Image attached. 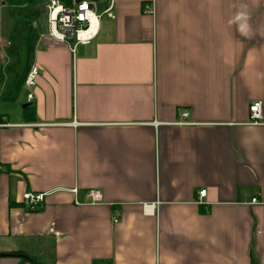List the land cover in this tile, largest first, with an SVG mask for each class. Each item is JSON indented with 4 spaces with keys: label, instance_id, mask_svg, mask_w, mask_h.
<instances>
[{
    "label": "crops",
    "instance_id": "1",
    "mask_svg": "<svg viewBox=\"0 0 264 264\" xmlns=\"http://www.w3.org/2000/svg\"><path fill=\"white\" fill-rule=\"evenodd\" d=\"M18 1L0 0V42L6 2ZM97 1L88 42L55 40L34 12L32 34L1 48L2 82L14 57L22 83L30 66L39 74L30 103L16 92L0 103L15 125L0 128V253L40 264H264V0H113L110 12ZM26 192L42 205L24 207ZM23 258L0 264H33Z\"/></svg>",
    "mask_w": 264,
    "mask_h": 264
},
{
    "label": "built area",
    "instance_id": "2",
    "mask_svg": "<svg viewBox=\"0 0 264 264\" xmlns=\"http://www.w3.org/2000/svg\"><path fill=\"white\" fill-rule=\"evenodd\" d=\"M107 7L103 12H110L113 7V0H107ZM98 9L97 0H81L75 2H65L62 0H48L46 4L47 10V22L49 26V35L55 40L60 42H66L68 39L74 36L77 42H88L91 38L90 28L92 22L98 18L96 10ZM146 11H151V7H145ZM81 33H87L85 36H81ZM9 42H0V79L3 74V61L1 58V48L4 45H8ZM74 50V48L72 49ZM39 74V70L35 65L30 66L23 79V86L27 90L26 100L31 102L34 93L33 88L36 84V79ZM249 122L257 124L261 119V101L252 102L249 107ZM182 120L179 124H186L185 118L188 116L186 109L180 108L178 111ZM15 126L10 123L7 118L0 114V128ZM206 194V189H200L197 191V201L202 202ZM87 197L90 203H97L101 201V192L98 189H89L87 191ZM43 202V194L26 192L23 194L22 203L24 207L32 209L37 206H41ZM252 203H256V199L251 200ZM117 219H114L116 222Z\"/></svg>",
    "mask_w": 264,
    "mask_h": 264
},
{
    "label": "rangeland",
    "instance_id": "3",
    "mask_svg": "<svg viewBox=\"0 0 264 264\" xmlns=\"http://www.w3.org/2000/svg\"><path fill=\"white\" fill-rule=\"evenodd\" d=\"M104 0H102L103 2ZM10 3L6 2V13H7V37L6 40L11 43L12 49H18L21 46V41L18 39L20 32L26 33L28 35L32 34V30L30 25L32 24V20L35 19L34 12H37L42 17H46L47 10L42 5L46 4L45 0H31L24 1L21 5H9ZM39 4H42L39 6ZM99 7H102V4L99 2ZM27 21L24 25L21 24V19ZM36 20V19H35ZM21 24V25H20ZM13 33V36H9V33ZM14 54V53H13ZM19 62H21L20 58ZM18 61H16L15 57L13 61L9 64L11 68L9 71L11 72V77L9 81L0 80V103H8L12 104V97L16 92L19 95L20 100H25V96L27 90L24 88L22 83L23 73L17 68ZM19 87V89H18ZM22 104V103H21Z\"/></svg>",
    "mask_w": 264,
    "mask_h": 264
},
{
    "label": "trees",
    "instance_id": "4",
    "mask_svg": "<svg viewBox=\"0 0 264 264\" xmlns=\"http://www.w3.org/2000/svg\"><path fill=\"white\" fill-rule=\"evenodd\" d=\"M24 1H31V0H20L18 2L20 3V2H24ZM23 116H24V119L26 121L35 120L33 109L30 106H27L23 109ZM27 209H29V208H27ZM23 259L28 260V261L32 262L33 264H40L37 260H35V258L30 257V256L24 257ZM93 264H95V262H93Z\"/></svg>",
    "mask_w": 264,
    "mask_h": 264
},
{
    "label": "water",
    "instance_id": "5",
    "mask_svg": "<svg viewBox=\"0 0 264 264\" xmlns=\"http://www.w3.org/2000/svg\"><path fill=\"white\" fill-rule=\"evenodd\" d=\"M62 1H65V2H70V0H62ZM81 0H75V2H80ZM23 107H26V105H23ZM6 255H13V256H19V257H26L25 255H22V254H8V253H0V257H3V256H6Z\"/></svg>",
    "mask_w": 264,
    "mask_h": 264
},
{
    "label": "bare ground",
    "instance_id": "6",
    "mask_svg": "<svg viewBox=\"0 0 264 264\" xmlns=\"http://www.w3.org/2000/svg\"><path fill=\"white\" fill-rule=\"evenodd\" d=\"M93 23V22H92ZM86 34L85 33H81V36H85Z\"/></svg>",
    "mask_w": 264,
    "mask_h": 264
}]
</instances>
